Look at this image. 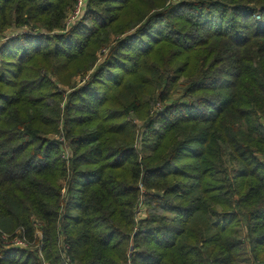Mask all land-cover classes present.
<instances>
[{
	"label": "trees",
	"instance_id": "obj_1",
	"mask_svg": "<svg viewBox=\"0 0 264 264\" xmlns=\"http://www.w3.org/2000/svg\"><path fill=\"white\" fill-rule=\"evenodd\" d=\"M78 4L0 0V264H264V0Z\"/></svg>",
	"mask_w": 264,
	"mask_h": 264
},
{
	"label": "rangeland",
	"instance_id": "obj_2",
	"mask_svg": "<svg viewBox=\"0 0 264 264\" xmlns=\"http://www.w3.org/2000/svg\"><path fill=\"white\" fill-rule=\"evenodd\" d=\"M80 16L82 17L83 14H81ZM81 17H80V18H81ZM75 21H76V20H74L73 22H75ZM59 33H62V32H59ZM15 35H17V34H16V33H15V34H12V33L8 34V35H7V38H6V39H3L2 43H5L9 38L14 37ZM103 52H105L104 54L107 53L106 50H104ZM103 56H104V55H103ZM103 56H101V58H102ZM101 58H100V59H101ZM62 76L65 78L66 83L69 84L70 73H64ZM89 77H90V74H89V76L86 77L85 80H81V79H79V77H77V78L74 77V78H73V83H74V85H75V83H79V85H80V84H83L85 81H87V80L89 79ZM61 86H62L63 88H64V86H65V88H66L68 91L71 90V89H70L71 85H64V86H63V85L61 84ZM68 152H69V151H68ZM147 211H148V205H147V204L142 205V206L140 207V209H139L138 218H139V219H145V218L147 217ZM5 241H6L7 244H9L10 242H12L9 238H7ZM22 243H23V242H22L21 240H13V242H12V244H14L15 246H23V247H26V246L23 245ZM38 247H39V244L33 246V248H35V249H38ZM132 251H133V249H130V250H129V252H132Z\"/></svg>",
	"mask_w": 264,
	"mask_h": 264
},
{
	"label": "built area",
	"instance_id": "obj_3",
	"mask_svg": "<svg viewBox=\"0 0 264 264\" xmlns=\"http://www.w3.org/2000/svg\"><path fill=\"white\" fill-rule=\"evenodd\" d=\"M84 3H85V0H79V4H78V7L74 13V15L70 18L71 20V23L74 21V20H77L79 19L81 16V14H83V6H84ZM259 17V16H257ZM70 23V22H69ZM263 121H264V118H263ZM23 244V243H22Z\"/></svg>",
	"mask_w": 264,
	"mask_h": 264
}]
</instances>
